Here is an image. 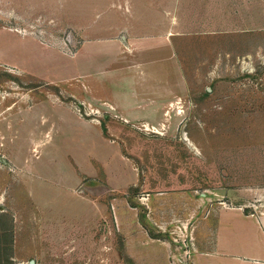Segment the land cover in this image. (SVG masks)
I'll use <instances>...</instances> for the list:
<instances>
[{
	"label": "crops",
	"instance_id": "crops-1",
	"mask_svg": "<svg viewBox=\"0 0 264 264\" xmlns=\"http://www.w3.org/2000/svg\"><path fill=\"white\" fill-rule=\"evenodd\" d=\"M194 1L0 0V66L76 92L72 96L88 102L93 114L109 112L129 123H161L173 110L187 107L178 27L183 3L191 6ZM65 33L73 37V45L60 42ZM10 40L17 43L18 56ZM38 50L74 59L83 53L86 58L73 70L68 64V70L63 65L65 70L60 66L54 71L53 61L46 62L51 69L43 62L24 61V51ZM13 76L6 79L19 84L21 77ZM42 87L36 89L41 92ZM11 94L0 101V156L10 166L0 177L21 176V186L24 178L50 182L72 197L44 200L42 191L28 188L30 195L38 196L37 214L28 218L34 238L38 234L37 261L173 264L171 242L152 233L139 204L131 201L128 190L140 183V170L125 155L115 131L107 126L105 135L99 120L82 118L47 92ZM143 192L148 203L146 197L137 201L147 204L148 211L154 207L153 197L163 194ZM13 194L16 208L11 210L16 211L19 201ZM200 207L180 237L189 264H264V214L225 203L202 215Z\"/></svg>",
	"mask_w": 264,
	"mask_h": 264
},
{
	"label": "rangeland",
	"instance_id": "rangeland-1",
	"mask_svg": "<svg viewBox=\"0 0 264 264\" xmlns=\"http://www.w3.org/2000/svg\"><path fill=\"white\" fill-rule=\"evenodd\" d=\"M185 3L178 27V59L186 81L187 107L173 110L161 123L151 124L145 119L129 123L109 112L93 114L88 102L72 96L76 92L0 66V72L21 77L19 84L0 78V101L11 93L31 89L47 92L61 104L73 107L82 118L99 120L115 131L125 155L140 170L134 204H139L152 233L171 242L173 264L191 261L180 237L184 227L192 226L196 206L202 205V215L225 203L256 216L264 214V0ZM59 38L65 47L73 45L69 42L73 37L67 33ZM9 43L18 56L17 43ZM61 51L68 53L63 47ZM30 52L22 53L24 61L43 62L48 68L46 62L53 61L54 71L60 66L65 70L68 64L73 70L77 61L86 58L83 53L74 59L58 52ZM39 86H43L41 92L36 89ZM183 128L191 144L182 137ZM9 168L8 161H0V171ZM20 181L21 176L20 180L0 177V264H29L31 259L36 264L71 263L66 259L37 261L34 257L38 234L34 238L35 228L28 218L37 214L34 207L38 196L30 195L28 188L35 193L42 191L44 200L58 201L71 195L50 182L40 184L24 178L21 186ZM154 189L163 194L153 197L154 207L148 211L147 204L137 200L146 197L143 201L148 203L143 190ZM13 193L19 201L16 211L11 210L16 208Z\"/></svg>",
	"mask_w": 264,
	"mask_h": 264
},
{
	"label": "trees",
	"instance_id": "trees-1",
	"mask_svg": "<svg viewBox=\"0 0 264 264\" xmlns=\"http://www.w3.org/2000/svg\"><path fill=\"white\" fill-rule=\"evenodd\" d=\"M1 77H7V78H11V77H14L12 74H10V73H7V72H5V71H1L0 72V78ZM15 78V77H14ZM18 80V79H17ZM102 127H103V130H104V133H105V135H108V133H107V127L105 126V124L104 123H102ZM139 187H140V185H138V186H132V187H130L129 188V194H130V196H131V201H132V203L134 202L133 201V199H132V197H133V195L134 194H137L138 192H139ZM247 211V210H246ZM11 229V228H10Z\"/></svg>",
	"mask_w": 264,
	"mask_h": 264
},
{
	"label": "water",
	"instance_id": "water-1",
	"mask_svg": "<svg viewBox=\"0 0 264 264\" xmlns=\"http://www.w3.org/2000/svg\"><path fill=\"white\" fill-rule=\"evenodd\" d=\"M182 137L185 139L187 143L191 144V140L188 137L187 131L184 128L182 130ZM0 161H2L3 163H7V161L3 159L2 157H0ZM29 264H36V261L34 259H31Z\"/></svg>",
	"mask_w": 264,
	"mask_h": 264
}]
</instances>
